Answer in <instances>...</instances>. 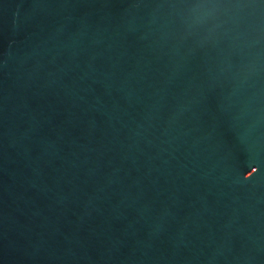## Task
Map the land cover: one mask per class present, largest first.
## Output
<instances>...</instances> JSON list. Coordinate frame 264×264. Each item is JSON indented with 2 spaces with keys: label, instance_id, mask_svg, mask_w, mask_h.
<instances>
[{
  "label": "water",
  "instance_id": "obj_1",
  "mask_svg": "<svg viewBox=\"0 0 264 264\" xmlns=\"http://www.w3.org/2000/svg\"><path fill=\"white\" fill-rule=\"evenodd\" d=\"M158 264H264V0H68Z\"/></svg>",
  "mask_w": 264,
  "mask_h": 264
}]
</instances>
